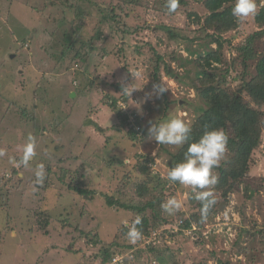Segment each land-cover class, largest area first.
Wrapping results in <instances>:
<instances>
[{
    "label": "rangeland",
    "instance_id": "1",
    "mask_svg": "<svg viewBox=\"0 0 264 264\" xmlns=\"http://www.w3.org/2000/svg\"><path fill=\"white\" fill-rule=\"evenodd\" d=\"M78 11H81L78 16L85 19L76 28L74 14ZM195 12L201 18L206 13L197 0H179L175 13L168 12L167 0H0V68L6 70L0 74V88L4 91L0 93V124H9L5 126L8 144L21 154L28 137H34L33 132H37L35 157L54 169L59 157L61 161L80 156L77 168L86 177L69 175L63 181L72 184L80 181L96 191L93 198L87 196L92 208L85 209L80 206L81 196L66 186L51 188V194L44 197L51 203L43 204L55 205L60 214L45 232L39 218L46 213L39 214L38 199L33 196L24 199L20 190L22 182L25 184L35 177L36 172L30 166H35L36 158L27 167L12 160L14 172L0 173V264H101L99 253L104 247L130 242L126 233L122 236L120 233L108 238L101 236L105 245L93 246L80 231H101L99 221L104 215L113 221L122 218L110 213H124L125 209L117 205L109 207L99 192L122 202L133 200L134 188L128 181L134 184L136 178L126 177L125 173L134 170L135 155H146L151 172L166 177L171 155L180 147L157 145L149 140L148 128L152 123L164 122L175 115L191 125L200 114L204 104L189 86L192 65L180 67L172 59L177 53L186 57L188 44L192 48L198 45L201 34ZM253 19L247 18L237 30L224 35L229 40L222 48L227 61L236 57L234 46L257 30ZM123 29L138 31L132 30L122 38ZM21 40L29 46L22 45ZM257 45L262 50L264 39ZM211 46L215 48L216 44ZM107 54L109 60L105 61ZM157 56L163 57L162 64ZM164 65L174 72L172 76L165 72ZM156 66H160L159 82L153 79ZM16 70L26 74V83L19 93L11 82ZM178 77L183 78L184 84L178 82ZM161 80L170 88L157 96L153 85ZM238 83L235 78L231 85L235 88ZM127 86L136 88L131 97L121 94ZM106 93L120 96L122 102L121 97L128 101L120 110L127 112L129 123L141 119L145 135L138 127L135 138L127 134L128 127L116 130L119 124L114 111L106 105L109 103L104 97ZM11 98L15 103L5 110ZM33 106L37 121L34 126H24ZM93 107H97L96 112H90ZM90 121L97 122L104 131L96 130ZM8 151L1 149L5 153L2 157L18 155ZM254 159L226 199L221 190L213 191L216 204L211 215L184 233L180 232V224L182 218L194 211L190 195L195 193L178 182L168 183L162 191L163 184L152 181L158 191L146 199L156 197L157 212L152 208L144 214L149 218L158 214L154 234L160 230V237L151 236L146 243H157L160 251L149 255L147 249H141L139 264H264V156L257 153ZM0 164L2 171L8 169L1 160ZM38 168L35 166L36 171ZM50 176L45 170V179ZM53 176L49 181L56 185L58 177ZM30 191L32 194L35 189ZM172 197L181 200L183 207L169 215L161 205ZM124 223L129 227V220ZM120 259L123 261L121 257H113L112 261L116 264L122 262ZM133 261L138 264L136 259Z\"/></svg>",
    "mask_w": 264,
    "mask_h": 264
},
{
    "label": "trees",
    "instance_id": "2",
    "mask_svg": "<svg viewBox=\"0 0 264 264\" xmlns=\"http://www.w3.org/2000/svg\"><path fill=\"white\" fill-rule=\"evenodd\" d=\"M197 1H200L201 7L206 12L203 18L198 16L196 12L194 13V19L197 23H200L198 32L201 36H199L197 41L198 45L192 48V46L188 44L185 47L188 52L186 57L178 55L177 53V55L172 56V59L178 61L180 67L192 65L191 71L193 72V77L191 78L189 86H192L199 99H201L204 104L200 109V114L197 115L196 119L191 124L192 139L189 142L198 140L206 130L215 128L223 129L228 136V151L226 158L222 161L220 167L215 169L217 171L216 175L218 177V182L213 188L214 192L218 189L221 190L223 192V198L226 199L228 194L236 189L239 182L247 174L251 164H254V157L257 156V153L264 156V47L261 50L257 45L261 39H264V0H256L258 12L253 17V20L257 25V30L248 35L242 43L234 46V50L237 52L236 57L228 61L225 59L224 53L222 52L224 43L229 42L224 35L228 34L230 31L237 30L241 24V22H238L236 18L232 16V8L235 0ZM78 9H80V7H78ZM79 13H81V11L74 14L76 16L74 27L76 28L81 27L79 22L85 19H82L81 15L78 16ZM132 30L138 31V29H123L121 37L126 38L130 35L127 34ZM171 36H173V34H171ZM212 43L216 44L215 48L211 46ZM84 44H87V41H85ZM70 46H72V44ZM157 61L160 64L161 62H164V59L162 56H157ZM159 68L160 66H156L153 74V79L157 82L160 80V76L158 75ZM164 70L169 76H172L174 73L170 70V67L166 65H164ZM235 78L238 79L239 83L233 88L231 82ZM177 80L181 84H184L182 77H178ZM115 87L118 89L119 85H116ZM104 97L108 98L107 101L109 103H106V105L109 109L114 111L115 119L119 124V126L116 127L117 131H121L122 127H128L126 128V132L130 137L133 136V138L137 136L136 133L138 130L142 132V135L145 133L141 124V119H138L136 123H129V115L127 112L124 111L126 112L124 113L120 110V107H122L123 104H128V101H126L124 97H121L124 102L119 99L120 96L115 97L106 93ZM12 102L15 103L11 98L10 104H8V107L5 110L10 109L9 105L13 104ZM35 110L36 106H33L31 111L32 114L31 116L28 115V118L25 113H22V116L26 117L28 120L24 126H34L37 121ZM91 111L96 112L97 107L91 108L90 112ZM89 124L98 131H104V129L95 121H90ZM8 125L9 124H0V150L4 149L5 152L6 150H9L8 152L10 153H18L16 147L13 148L8 144L9 139H7L6 136L8 128H5V126L8 127ZM136 127L139 129L136 130ZM33 135L34 139H36L37 132H33ZM187 147L188 144H185L180 147L176 154L171 155V160L168 162L169 168L183 160ZM134 155L135 154H133V156ZM22 156L23 152L21 154L18 153V155H7L6 157L0 155L1 162L8 167V169H3V171L0 167V173L9 170L14 172L15 166H11L12 160H14L16 164L21 165ZM136 156L137 160L134 165L135 171L129 169L130 171L125 173L126 177L136 178V180L134 179V184H132L133 181H128L130 186L134 188L133 191L135 195L132 201L122 202L120 199H116L112 195L103 191L99 192L100 196L109 207L117 205L125 209L124 213H110L113 217H115V215H121L122 218H116V220L113 221L112 217L104 215L99 221L101 231L97 230L98 232H92L87 230L80 231V233H84V236L88 237V243H91L93 246H96V244L99 243H101L100 245H105L101 236H106L108 238L113 234L114 236H117L120 233L122 236L128 232L129 227L135 219L140 217L141 223L137 225V227L141 231L142 237L135 244L129 242L121 246L118 243H112L108 245V247H104L99 253L101 264H115L112 261L113 257H121L123 259V261L120 259L122 262L116 264H136L133 259H136V261L141 259V257L139 258L138 256L141 249H147L149 255L152 253L156 254V252L160 251L157 249V243H146L147 238H150L151 236H155L156 238L160 237V230H157L158 233L154 234V228L157 226V222H159V218H157L158 214L154 213L151 218L144 214L147 209L152 208L157 212V207L155 205L156 197L153 196L152 199H146V197L158 191L156 186H152V181L163 184L162 191L170 182L167 181L166 177L161 176L160 173L151 172L152 167L151 165H148L149 162L146 155L138 154L134 157ZM13 157L15 158L13 159ZM34 158H36V163L33 164L35 166H45V170L51 176L44 179L42 184H37L35 175L34 178L25 184L22 182L20 190L22 198L25 199L27 196L31 198L33 196V199H38L36 203L38 204L37 208L40 210L39 214H41V212L46 213L45 216L39 218V220L42 221V228L46 230L45 232H47L49 224L52 221H55L57 215L60 214L56 212L57 208L55 205H44L45 203H51L50 200L46 201L44 198L51 194V188H57L60 185H62V188L66 186L74 194L81 196V207L84 206L85 209L92 208V204L87 199V196L93 198L94 194H96L94 189H91L87 184H83L80 181H74V184H72V181H68L67 183H64L63 181L69 175H73L71 178H75L77 174L85 176V174L83 175V173H79L78 170H80V168H77L80 156L63 158L61 161H59L61 158L59 157L57 164L54 165L56 167L54 169L49 164H47V166L41 158ZM35 166L31 165L30 168L34 169L36 172ZM53 173L58 177L56 185L55 182L49 181L54 175ZM59 181H61V183ZM32 188H34L35 191L31 194L30 190ZM162 191L160 190V192ZM40 193L41 196L39 197ZM190 200L194 205V211L191 212L188 217L182 218L180 232L183 233L184 230L193 227L194 223H200L198 225H201L204 222H201V202L197 201L193 195H190ZM58 204L61 203L58 201ZM0 210L2 211L1 205ZM212 211L213 208L210 210L208 217L211 215ZM79 212H81V209ZM95 219L99 218L95 216ZM125 220H129V227L124 223ZM160 223L161 224L158 225V228L164 225L166 220ZM1 234L2 233L0 232V235ZM133 248L138 250L136 251ZM93 257L98 258L96 254H93Z\"/></svg>",
    "mask_w": 264,
    "mask_h": 264
},
{
    "label": "clouds",
    "instance_id": "3",
    "mask_svg": "<svg viewBox=\"0 0 264 264\" xmlns=\"http://www.w3.org/2000/svg\"><path fill=\"white\" fill-rule=\"evenodd\" d=\"M179 7V0H167L169 13H175ZM258 12L256 0H235L232 8V16L238 22H243L249 17H254ZM166 81L161 80L159 84L153 85L157 96L163 95L169 90ZM136 88L124 87L121 94L131 97ZM126 104V103H125ZM192 127L189 122L179 116H173L161 123H152L148 128L149 140H154L157 145H172L182 147L188 144L183 160L175 166L170 167L166 173V179L170 183H179L191 188L195 193V199L201 202V222L206 221L210 210L216 204L213 192L218 182L215 169L219 168L228 151V136L221 128L206 130L198 140L189 142L192 137ZM3 153L0 152V155ZM36 155V142L34 137L29 136L28 142L24 145L21 164L25 167ZM152 156H156L153 151ZM36 183L42 184L45 179V169L40 165L35 173ZM162 209L169 215L178 213L183 202L175 197L169 198L162 203ZM141 218L137 217L129 227L126 236L130 243L135 244L142 237L137 227Z\"/></svg>",
    "mask_w": 264,
    "mask_h": 264
},
{
    "label": "crops",
    "instance_id": "4",
    "mask_svg": "<svg viewBox=\"0 0 264 264\" xmlns=\"http://www.w3.org/2000/svg\"><path fill=\"white\" fill-rule=\"evenodd\" d=\"M4 13H6L5 11H4ZM3 20H4V18H3ZM23 40H21V42H22ZM22 45H24L25 47H27V46H29L28 45V43H26V42H24L23 41V44ZM22 45H20V47H21V49H22ZM11 51V50H10ZM12 52V51H11ZM109 54H107V55H105V57H104V60L105 61H107V60H109V56H108ZM15 56V55H14ZM3 71H6V70H4L3 68H0V74H2V72ZM8 71V70H7ZM15 74H13V76H12V78H11V82L12 83H14V86H15V89L16 90H18V93L22 90V87H23V84L24 83H26V74H25V72L23 71V70H20L19 72H18V70H16L15 72H14ZM23 76V77H22ZM1 77V76H0ZM21 78H22V84H21ZM0 86H2V85H0ZM6 88V87H5ZM8 90V89H7ZM1 92H4V91H1V88H0V93ZM75 95V93H73V96Z\"/></svg>",
    "mask_w": 264,
    "mask_h": 264
}]
</instances>
